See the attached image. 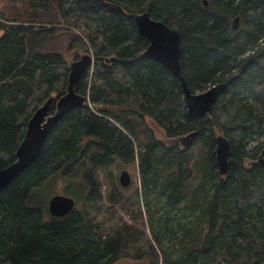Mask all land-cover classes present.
<instances>
[{"label": "trees", "instance_id": "16d2710c", "mask_svg": "<svg viewBox=\"0 0 264 264\" xmlns=\"http://www.w3.org/2000/svg\"><path fill=\"white\" fill-rule=\"evenodd\" d=\"M206 1L19 0L11 16L0 10V169L15 161L32 114L50 97L54 114L67 93L65 54L93 60L74 86L83 105L60 118L39 157L0 192V264L264 262V0ZM143 12L178 31L192 93L225 84L206 115H189L181 79L143 55L148 41L133 19ZM64 35V52L44 47ZM146 119L167 138L190 134L191 145L165 146ZM219 135L230 146L225 175L215 161ZM135 156L141 192L114 190L108 201L129 223L106 229L95 215L102 194L93 172ZM59 180L79 188L80 208L46 218L29 197ZM146 226L144 251L132 232Z\"/></svg>", "mask_w": 264, "mask_h": 264}, {"label": "water", "instance_id": "95a60500", "mask_svg": "<svg viewBox=\"0 0 264 264\" xmlns=\"http://www.w3.org/2000/svg\"><path fill=\"white\" fill-rule=\"evenodd\" d=\"M204 4L208 3L205 0ZM139 35L148 41L143 55L163 65L172 75L181 79L183 103L187 113L201 117L211 111L215 101L223 93L225 84L217 83L201 93H192L181 77L180 65V35L162 21L154 20L147 12L133 16ZM232 29L239 27V18L232 20ZM92 56L83 54L69 65L67 93L56 102L54 114L48 110L52 98H48L30 117L24 137L15 152V161L0 169V192L14 180L25 168L32 164L40 155L50 134L60 118L75 107L82 106L85 98L74 92L75 84L92 66ZM230 146L221 135L216 137L215 161L218 173L225 175L228 171ZM118 183L122 188L131 184V176L126 169H122L118 176ZM48 212L52 217H64L75 209V200L61 194H55L48 200ZM264 264V262L262 263Z\"/></svg>", "mask_w": 264, "mask_h": 264}, {"label": "rangeland", "instance_id": "374dc122", "mask_svg": "<svg viewBox=\"0 0 264 264\" xmlns=\"http://www.w3.org/2000/svg\"><path fill=\"white\" fill-rule=\"evenodd\" d=\"M19 0H15L14 3L7 1V0H0V10L8 16H11L12 10L15 7H19ZM50 26V25H49ZM2 32H0L1 36ZM79 34V33H78ZM66 35L60 36L59 38H56L52 41L46 42L44 44L45 48H51V49H57L61 52L65 51L66 46ZM78 54L79 56H82L83 54L77 53L76 51H71L69 53H66L67 60L71 63L74 59V56ZM207 90V89H206ZM205 91V90H204ZM202 91V92H204ZM196 93H201L200 91ZM147 126L153 131L154 136L162 141V143L165 146H176L181 150H184L188 148L192 143V136L185 135L178 138H167L161 128H159L156 124H154L151 120L146 119ZM140 150L139 147L135 149V152ZM122 169H126L130 176H131V184L129 185V189L127 191H124V188H121L118 183V176ZM102 171V170H95L93 172L94 179L97 180L100 184L101 194H102V200L97 201L96 206H94L95 211L98 213H95L97 216L98 221L102 222L106 229L108 228H114L117 224H121L125 222L126 224L129 223V219L127 214L121 209L120 203H108L109 196L113 193L114 190H117L120 193H123L125 196H132L135 189L137 188L139 193L140 187H141V173H140V166L138 162L137 156L134 158V162L131 163H125L123 161H115L114 164L110 168V172ZM68 183L64 182L63 180H59L53 183L47 182L45 183L40 189L36 190L34 193H32L29 197V205L35 208L40 209L43 212V215L47 218L50 216L48 212V200L51 196L54 194H61L66 195L68 197L74 198L77 208H80V197L81 194L79 193V188L77 186H74L73 188H68ZM68 188V189H66ZM92 209V210H94ZM99 210V211H98ZM175 227H171L170 233L175 232ZM138 232H142V230L133 231L132 236V242L136 244L137 248H140L144 251L148 249V243L149 241H152L151 239V230L145 229L144 235H138ZM115 264H149V260L147 257L145 259L134 261L128 257L121 258L118 262Z\"/></svg>", "mask_w": 264, "mask_h": 264}, {"label": "bare ground", "instance_id": "6f19581e", "mask_svg": "<svg viewBox=\"0 0 264 264\" xmlns=\"http://www.w3.org/2000/svg\"><path fill=\"white\" fill-rule=\"evenodd\" d=\"M205 0H203V4H204ZM205 5V4H204ZM206 6V5H205ZM208 6V5H207ZM137 28V27H136ZM173 29V28H172ZM177 31V30H176Z\"/></svg>", "mask_w": 264, "mask_h": 264}]
</instances>
